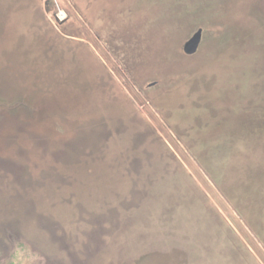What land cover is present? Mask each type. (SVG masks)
I'll return each instance as SVG.
<instances>
[{"label": "rangeland", "instance_id": "obj_1", "mask_svg": "<svg viewBox=\"0 0 264 264\" xmlns=\"http://www.w3.org/2000/svg\"><path fill=\"white\" fill-rule=\"evenodd\" d=\"M0 264H264V0H0Z\"/></svg>", "mask_w": 264, "mask_h": 264}, {"label": "water", "instance_id": "obj_2", "mask_svg": "<svg viewBox=\"0 0 264 264\" xmlns=\"http://www.w3.org/2000/svg\"><path fill=\"white\" fill-rule=\"evenodd\" d=\"M203 39V29H199L184 45V52L187 55L195 54Z\"/></svg>", "mask_w": 264, "mask_h": 264}]
</instances>
